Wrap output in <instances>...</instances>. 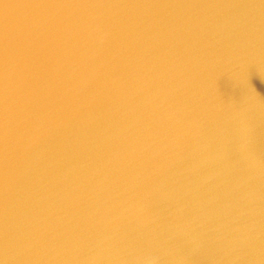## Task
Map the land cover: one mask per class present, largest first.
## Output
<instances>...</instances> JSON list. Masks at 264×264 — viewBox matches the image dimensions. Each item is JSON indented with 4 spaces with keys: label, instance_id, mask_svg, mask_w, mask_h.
I'll list each match as a JSON object with an SVG mask.
<instances>
[{
    "label": "water",
    "instance_id": "95a60500",
    "mask_svg": "<svg viewBox=\"0 0 264 264\" xmlns=\"http://www.w3.org/2000/svg\"><path fill=\"white\" fill-rule=\"evenodd\" d=\"M0 264H264V0H0Z\"/></svg>",
    "mask_w": 264,
    "mask_h": 264
}]
</instances>
